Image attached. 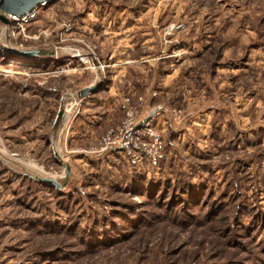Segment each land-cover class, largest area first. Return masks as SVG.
<instances>
[{
	"label": "rangeland",
	"instance_id": "obj_1",
	"mask_svg": "<svg viewBox=\"0 0 264 264\" xmlns=\"http://www.w3.org/2000/svg\"><path fill=\"white\" fill-rule=\"evenodd\" d=\"M8 16L0 264H264V0H46ZM125 98L161 135L157 167L99 148Z\"/></svg>",
	"mask_w": 264,
	"mask_h": 264
},
{
	"label": "built area",
	"instance_id": "obj_2",
	"mask_svg": "<svg viewBox=\"0 0 264 264\" xmlns=\"http://www.w3.org/2000/svg\"><path fill=\"white\" fill-rule=\"evenodd\" d=\"M36 9L18 19L24 22L29 21L35 16ZM122 101L121 108L125 118L120 127L109 130L99 140V148L123 152L133 167H142L146 160L151 166H159L164 158V146L160 133L152 128L150 119L138 116L140 114L138 108L132 106L129 98Z\"/></svg>",
	"mask_w": 264,
	"mask_h": 264
},
{
	"label": "water",
	"instance_id": "obj_3",
	"mask_svg": "<svg viewBox=\"0 0 264 264\" xmlns=\"http://www.w3.org/2000/svg\"><path fill=\"white\" fill-rule=\"evenodd\" d=\"M46 0H0V9L6 14H10L16 17H22L27 13H30L34 9L41 6ZM5 22H8V19L3 16L2 18ZM11 52L19 54L21 56H33L41 53L40 50L24 51L19 49H13ZM97 88L94 87H85L81 90V95L85 96L90 92H94ZM64 110L61 108L58 114V119L62 117ZM68 172L70 173V168L67 167ZM45 182L61 187V184L56 180L51 178H42Z\"/></svg>",
	"mask_w": 264,
	"mask_h": 264
},
{
	"label": "bare ground",
	"instance_id": "obj_4",
	"mask_svg": "<svg viewBox=\"0 0 264 264\" xmlns=\"http://www.w3.org/2000/svg\"><path fill=\"white\" fill-rule=\"evenodd\" d=\"M7 15H10V14H7ZM12 16V15H11ZM10 19H15V17L14 16H12V17H10V16H8ZM17 18H19V17H17ZM73 56H77V54L75 53V55H73ZM95 61V60H94ZM94 61H92L93 62V65H95L94 64ZM90 62H91V60H90ZM36 63V62H35ZM26 66V65H25Z\"/></svg>",
	"mask_w": 264,
	"mask_h": 264
},
{
	"label": "crops",
	"instance_id": "obj_5",
	"mask_svg": "<svg viewBox=\"0 0 264 264\" xmlns=\"http://www.w3.org/2000/svg\"><path fill=\"white\" fill-rule=\"evenodd\" d=\"M39 62H41V61H39ZM118 102H119V100H118ZM92 131V130H91Z\"/></svg>",
	"mask_w": 264,
	"mask_h": 264
}]
</instances>
